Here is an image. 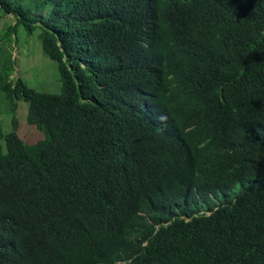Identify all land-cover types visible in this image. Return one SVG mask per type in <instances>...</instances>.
Here are the masks:
<instances>
[{"label": "trees", "instance_id": "16d2710c", "mask_svg": "<svg viewBox=\"0 0 264 264\" xmlns=\"http://www.w3.org/2000/svg\"><path fill=\"white\" fill-rule=\"evenodd\" d=\"M2 22L0 264H264V0H0ZM20 28L60 92L12 76Z\"/></svg>", "mask_w": 264, "mask_h": 264}, {"label": "rangeland", "instance_id": "374dc122", "mask_svg": "<svg viewBox=\"0 0 264 264\" xmlns=\"http://www.w3.org/2000/svg\"><path fill=\"white\" fill-rule=\"evenodd\" d=\"M11 17L12 15H7ZM4 22L0 24V34L3 31ZM12 59L14 60L15 72L30 87L38 91L58 93L62 90L63 84L60 78L57 62L41 49L38 31L31 35H26L22 28L18 30L17 39L12 43ZM9 101L5 100L3 93L0 92V132L5 133L11 128L12 112ZM27 104L23 100L17 101L16 116L20 121L18 134L25 140L35 141L41 134L32 131L28 132L24 118H26ZM239 185H237V188Z\"/></svg>", "mask_w": 264, "mask_h": 264}, {"label": "clouds", "instance_id": "9594fccd", "mask_svg": "<svg viewBox=\"0 0 264 264\" xmlns=\"http://www.w3.org/2000/svg\"><path fill=\"white\" fill-rule=\"evenodd\" d=\"M14 72H15V69H14ZM12 76H18V74H16V75H12ZM19 77V76H18Z\"/></svg>", "mask_w": 264, "mask_h": 264}]
</instances>
